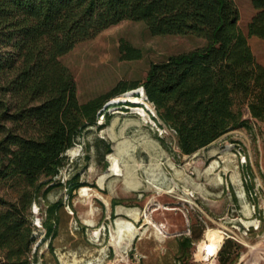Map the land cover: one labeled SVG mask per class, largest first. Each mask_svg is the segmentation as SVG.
Wrapping results in <instances>:
<instances>
[{
    "label": "rangeland",
    "instance_id": "rangeland-1",
    "mask_svg": "<svg viewBox=\"0 0 264 264\" xmlns=\"http://www.w3.org/2000/svg\"><path fill=\"white\" fill-rule=\"evenodd\" d=\"M234 1L239 25L264 65V41L248 34L255 8L251 0ZM122 39L142 57L121 60ZM205 44L194 36L153 35L144 22L124 20L77 44L62 62L74 74L80 101L87 102L120 81H143L153 62ZM138 97L131 90L106 104L112 119L103 129L89 127L67 151L54 181L63 186L47 202L33 203L32 254L38 257L32 264H220L229 238L240 253L235 264H264V120L252 119L244 106L248 129L183 155L175 133ZM105 120L101 115L98 123ZM77 175L83 185L70 196L68 182ZM0 196L14 201L17 191L0 181ZM61 200L58 232L49 240L46 203ZM186 237L192 238L182 253L179 241Z\"/></svg>",
    "mask_w": 264,
    "mask_h": 264
},
{
    "label": "trees",
    "instance_id": "trees-1",
    "mask_svg": "<svg viewBox=\"0 0 264 264\" xmlns=\"http://www.w3.org/2000/svg\"><path fill=\"white\" fill-rule=\"evenodd\" d=\"M248 34L264 41V0H251ZM124 20L144 22L153 35L202 38L206 44L153 62L143 81H120L81 102L77 83L62 57ZM121 60L142 57L122 39ZM143 88L164 127L176 135L183 155L206 149L225 134L264 120V65L256 61L239 25L234 0H0V181L17 191L0 196V264H32L33 203L47 202L66 153L92 126L103 129L113 115L106 104ZM128 104H133L128 102ZM105 123L99 124L100 116ZM108 152L111 144L108 145ZM68 194L83 185L79 175ZM46 237L58 232L63 201L46 203ZM192 238V237H191ZM179 241L183 250L188 245ZM238 245L227 239L220 264H235ZM184 264H187L186 262Z\"/></svg>",
    "mask_w": 264,
    "mask_h": 264
},
{
    "label": "bare ground",
    "instance_id": "bare-ground-1",
    "mask_svg": "<svg viewBox=\"0 0 264 264\" xmlns=\"http://www.w3.org/2000/svg\"><path fill=\"white\" fill-rule=\"evenodd\" d=\"M137 91L139 93V97L137 98V101L141 100V96H142L143 97V100H144V103L148 106V103H147V100H146V96H145V93H144V89L143 88H140ZM129 94H131V93H129ZM138 111H140L143 115H146L145 111L142 108H138ZM116 166H118V165H116ZM214 248H217V247L214 246Z\"/></svg>",
    "mask_w": 264,
    "mask_h": 264
},
{
    "label": "water",
    "instance_id": "water-1",
    "mask_svg": "<svg viewBox=\"0 0 264 264\" xmlns=\"http://www.w3.org/2000/svg\"><path fill=\"white\" fill-rule=\"evenodd\" d=\"M138 89H140V88H138ZM138 89H134V90H132V92H133V93L136 92L137 94H139L138 91H137Z\"/></svg>",
    "mask_w": 264,
    "mask_h": 264
}]
</instances>
